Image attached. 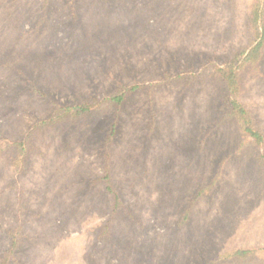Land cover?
Returning <instances> with one entry per match:
<instances>
[{
	"label": "rangeland",
	"instance_id": "1",
	"mask_svg": "<svg viewBox=\"0 0 264 264\" xmlns=\"http://www.w3.org/2000/svg\"><path fill=\"white\" fill-rule=\"evenodd\" d=\"M246 7L0 0V256L22 230L8 264H264V165L210 75L250 44ZM242 74L264 132V59ZM123 84L137 88L121 106L52 122ZM240 247L254 252L227 256Z\"/></svg>",
	"mask_w": 264,
	"mask_h": 264
},
{
	"label": "trees",
	"instance_id": "2",
	"mask_svg": "<svg viewBox=\"0 0 264 264\" xmlns=\"http://www.w3.org/2000/svg\"><path fill=\"white\" fill-rule=\"evenodd\" d=\"M245 19L247 31L251 36L250 44L225 57L221 65L213 67V74L210 75L214 77L218 87L222 89L223 99L227 105L223 110V118L234 121L249 144L255 145L256 149L259 148L258 156L261 164L264 165V132L257 126V120L250 102L244 99L245 84L242 74L246 67L255 73L261 71V63L264 59V0H247ZM136 88L137 86L135 85L123 84L111 95L101 98L79 95L76 100L57 105L51 116L52 122L63 121L68 118H79L84 114L99 109L105 103H115L121 106L127 93L132 92ZM43 122L47 121L44 120ZM116 131L117 123L114 122L112 129H110L105 138L107 145L112 142ZM33 134L34 132L29 133V136ZM17 143L22 145L24 141H15V144ZM110 174L111 168L106 165L101 181L105 184L104 190L106 194L113 201L110 217H114L123 207V201L113 184ZM21 234L22 230L20 227L10 232V246L0 256V264H8L10 260L15 258L21 244ZM249 252H254V249L240 247L229 252L227 256L234 255L243 258Z\"/></svg>",
	"mask_w": 264,
	"mask_h": 264
}]
</instances>
